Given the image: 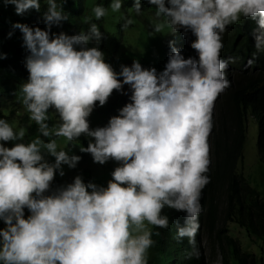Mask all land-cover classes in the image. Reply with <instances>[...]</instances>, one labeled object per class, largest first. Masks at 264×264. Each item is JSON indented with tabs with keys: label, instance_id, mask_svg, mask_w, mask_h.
Segmentation results:
<instances>
[{
	"label": "clouds",
	"instance_id": "clouds-1",
	"mask_svg": "<svg viewBox=\"0 0 264 264\" xmlns=\"http://www.w3.org/2000/svg\"><path fill=\"white\" fill-rule=\"evenodd\" d=\"M42 2L44 29L12 25L28 53L12 97L22 94L31 138L63 137L71 149L39 136L24 143V130L0 118V141L15 142L0 143V264H175L177 247L223 264L221 252L208 260L202 197L225 98L264 56V0ZM9 4L18 15L41 7ZM124 16L140 19L142 36L112 31ZM50 108L59 116L51 129ZM86 158L111 179L85 177ZM62 164L79 173L64 185L54 178ZM221 209L218 226L238 239Z\"/></svg>",
	"mask_w": 264,
	"mask_h": 264
},
{
	"label": "trees",
	"instance_id": "trees-1",
	"mask_svg": "<svg viewBox=\"0 0 264 264\" xmlns=\"http://www.w3.org/2000/svg\"><path fill=\"white\" fill-rule=\"evenodd\" d=\"M80 6L83 0H70ZM39 11L29 9L22 15L14 11V6L4 5L0 0V95L9 97L14 94L19 81V64L28 54L22 46L21 33L15 38L5 37L14 31L13 23H21L43 18L45 4L40 0ZM14 11V14L12 13ZM7 15V16H5ZM6 17H9L5 19ZM224 104L228 109L227 118L220 122L215 134V161L211 168V180L207 194L202 197L207 206L206 243L208 260H213L217 252L222 254V263L256 264L255 256L243 252L239 240L227 237L226 228L218 226L217 213L220 203L225 206V219L244 230L247 236L264 240V194L249 183V179L237 171L239 160L243 157V142L248 131L249 118L255 120L258 127L256 151L259 168L264 172V56L259 54L252 64L250 72L243 71L233 82ZM18 115V114H17ZM16 115V116H17ZM19 116V115H18ZM22 119L21 117L19 118ZM51 119L46 122L49 123ZM227 120L229 126H227ZM261 164V165H260ZM85 177L96 181L111 179V169L92 164L88 158L80 166ZM198 228V227H197ZM224 240V241H223ZM230 249V252H229ZM175 264H205L199 257H189L177 247L174 249Z\"/></svg>",
	"mask_w": 264,
	"mask_h": 264
},
{
	"label": "rangeland",
	"instance_id": "rangeland-1",
	"mask_svg": "<svg viewBox=\"0 0 264 264\" xmlns=\"http://www.w3.org/2000/svg\"><path fill=\"white\" fill-rule=\"evenodd\" d=\"M21 21H23V19L19 20L18 22L21 23ZM118 22L122 25L121 28H117L115 24L112 27V31L116 35L122 34L124 36H128L130 33H135V35L137 36H142L144 33V28L142 27V23L140 19L136 16L130 17L129 19L127 18V16H124L123 18H120ZM27 25L38 26L41 29H44L46 26V23H45L44 18H41V19L30 21L27 23ZM19 32H20L19 29H15L14 31H12L11 36H8L7 35L8 33L5 34L4 36L6 38L7 37L15 38ZM51 33H57L56 27L54 26V24L50 25V34ZM21 37H22V34H21ZM21 39L22 38H20V42H21ZM3 96L4 95L2 94L0 95V118L5 119L13 127L14 131L19 130L21 128L24 130L25 135L23 137L22 142L28 143L31 140L36 139L38 136L44 142H47V140L49 139H55L58 150L63 148L68 152L70 151L71 141H67L63 137H54V136L43 137V136H40L39 132H37L36 136L34 138H31L28 134V129L33 120L30 119V114L26 111L25 107L20 102L22 99V94L18 93L17 94L18 98L12 97V95H9V97H5V96L3 97ZM15 107L17 110L15 109ZM18 113H20V115L23 114V118L20 120V122L18 121V119L20 118V115L19 116L17 115ZM48 119L52 120V124L49 126L50 129L54 125L58 124L59 116L57 113H55L54 109L50 108L48 110ZM247 126H248V131L246 133V137H245V141L243 145L244 159H243V162L241 160L238 162L237 171L242 172V174L245 175V177L249 179V183L253 185V187H257V189H259L264 194V172H262L263 171L262 167L259 168L258 155L256 151V144H257V139L259 135L258 127L255 125V120L253 118H249V123L247 124ZM0 143H3L6 146L11 147L12 144L15 142L14 141H8V142L0 141ZM45 159L48 160L49 162H52L54 160V157L45 153ZM61 167L63 168L64 175L63 176H60L59 174L54 175L55 179H58L59 181L62 182L60 185L70 183L74 176L79 175L77 171L71 172L70 168L66 164H62ZM219 212H218V216L220 220H222L224 217L222 213L223 212L222 209ZM1 222L2 220H0V226H1ZM227 225L230 226L228 222H227ZM3 227H4V224H3ZM147 227L149 228V225H147ZM244 236L245 235H243L242 233L241 235L239 234V237H238L241 249L245 250L248 247L253 252H255L257 255L260 254L261 249H263L261 253L262 254L264 253V243L262 240L251 241ZM218 259L219 258L214 260L211 264H220ZM258 262H259V258H258ZM235 264H241V263L236 262Z\"/></svg>",
	"mask_w": 264,
	"mask_h": 264
},
{
	"label": "crops",
	"instance_id": "crops-1",
	"mask_svg": "<svg viewBox=\"0 0 264 264\" xmlns=\"http://www.w3.org/2000/svg\"><path fill=\"white\" fill-rule=\"evenodd\" d=\"M242 233H243V235H245L244 237H246L247 239H249V240H251V241H257V240H259V239L255 238V237H253V236H251V237L247 236V234L244 232V230H242V229L240 228V230H239V234L241 235ZM245 250H247V251L253 253L256 257H259V258H260V261L257 262L256 264H264V253L262 254V253L260 252V254L257 255L255 252H253V251H252L251 249H249V248H247V249H245Z\"/></svg>",
	"mask_w": 264,
	"mask_h": 264
}]
</instances>
